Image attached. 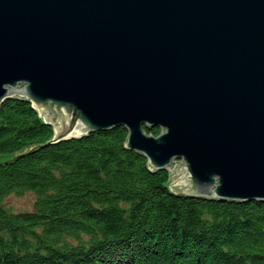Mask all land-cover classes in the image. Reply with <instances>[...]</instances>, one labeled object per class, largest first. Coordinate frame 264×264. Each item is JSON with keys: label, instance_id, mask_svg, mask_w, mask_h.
<instances>
[{"label": "water", "instance_id": "95a60500", "mask_svg": "<svg viewBox=\"0 0 264 264\" xmlns=\"http://www.w3.org/2000/svg\"><path fill=\"white\" fill-rule=\"evenodd\" d=\"M6 103L29 104L52 130L6 165L126 132L127 154L168 172L167 198L256 209L264 0H0V112Z\"/></svg>", "mask_w": 264, "mask_h": 264}, {"label": "trees", "instance_id": "16d2710c", "mask_svg": "<svg viewBox=\"0 0 264 264\" xmlns=\"http://www.w3.org/2000/svg\"><path fill=\"white\" fill-rule=\"evenodd\" d=\"M51 137L29 104H1L0 264H264V205L167 198L168 172H147L145 159L127 154L126 132L6 165ZM23 193L34 197L31 211L2 205Z\"/></svg>", "mask_w": 264, "mask_h": 264}, {"label": "rangeland", "instance_id": "374dc122", "mask_svg": "<svg viewBox=\"0 0 264 264\" xmlns=\"http://www.w3.org/2000/svg\"><path fill=\"white\" fill-rule=\"evenodd\" d=\"M34 202V197L30 193L22 195L11 194L3 198L2 205L11 212L31 211Z\"/></svg>", "mask_w": 264, "mask_h": 264}]
</instances>
